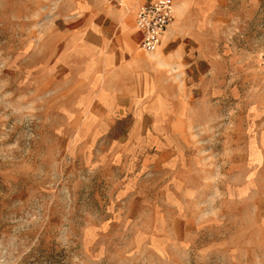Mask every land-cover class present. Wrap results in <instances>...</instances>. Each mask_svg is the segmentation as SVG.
I'll return each mask as SVG.
<instances>
[{
	"label": "rangeland",
	"instance_id": "rangeland-1",
	"mask_svg": "<svg viewBox=\"0 0 264 264\" xmlns=\"http://www.w3.org/2000/svg\"><path fill=\"white\" fill-rule=\"evenodd\" d=\"M104 3L0 0V264H264V3L128 101Z\"/></svg>",
	"mask_w": 264,
	"mask_h": 264
},
{
	"label": "crops",
	"instance_id": "crops-1",
	"mask_svg": "<svg viewBox=\"0 0 264 264\" xmlns=\"http://www.w3.org/2000/svg\"><path fill=\"white\" fill-rule=\"evenodd\" d=\"M152 1L156 0H105L102 11L93 20H87L80 30L81 38L96 40L102 77L99 91L114 93L120 101H128L125 96L137 92L148 93L153 84L152 69L155 71L149 59L159 64L162 57L171 59L183 54L188 45L200 46L201 32L205 29L210 37H227L236 21L241 20L236 13L244 14L250 6L264 3V0H171L174 21L157 51L145 54L139 47L134 18L140 7Z\"/></svg>",
	"mask_w": 264,
	"mask_h": 264
},
{
	"label": "built area",
	"instance_id": "built-area-1",
	"mask_svg": "<svg viewBox=\"0 0 264 264\" xmlns=\"http://www.w3.org/2000/svg\"><path fill=\"white\" fill-rule=\"evenodd\" d=\"M173 21L171 0H156L140 7L134 18L140 49L145 54L155 53Z\"/></svg>",
	"mask_w": 264,
	"mask_h": 264
}]
</instances>
